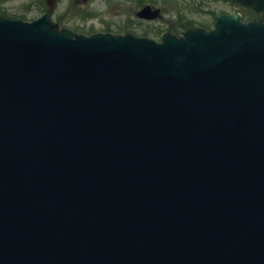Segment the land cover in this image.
Here are the masks:
<instances>
[{"label":"water","instance_id":"water-1","mask_svg":"<svg viewBox=\"0 0 264 264\" xmlns=\"http://www.w3.org/2000/svg\"><path fill=\"white\" fill-rule=\"evenodd\" d=\"M258 19L161 42L0 14V264H264Z\"/></svg>","mask_w":264,"mask_h":264},{"label":"flooded vegetation","instance_id":"flooded-vegetation-1","mask_svg":"<svg viewBox=\"0 0 264 264\" xmlns=\"http://www.w3.org/2000/svg\"><path fill=\"white\" fill-rule=\"evenodd\" d=\"M99 1L101 4H97V0H76L73 14L65 9L58 18L54 15L55 20L62 23L74 21V24L69 27L88 34L112 29L121 30L124 33L132 32L157 40L164 32L181 35L187 29L196 26H209L215 18V16L210 18V0ZM215 2L230 3L225 0H214ZM112 4L121 6V9H113ZM145 5L158 8L161 14L150 20L139 18L137 13Z\"/></svg>","mask_w":264,"mask_h":264},{"label":"rangeland","instance_id":"rangeland-1","mask_svg":"<svg viewBox=\"0 0 264 264\" xmlns=\"http://www.w3.org/2000/svg\"><path fill=\"white\" fill-rule=\"evenodd\" d=\"M37 1L38 0H0V12L2 11L1 13L9 17H21L24 19L35 18L43 13L42 10L33 8L35 7V4L39 3ZM70 1L72 3L75 2V0H59V3L57 4L55 12H54L57 18L63 13V9L68 10L70 8ZM97 1H98L97 4H101L99 0ZM219 5L220 4L214 3L212 4V8L218 9L217 6ZM116 7L117 5L114 6L113 9H115ZM118 20H121V19H118ZM65 23L67 25H72L74 24V21L73 22L66 21Z\"/></svg>","mask_w":264,"mask_h":264},{"label":"trees","instance_id":"trees-1","mask_svg":"<svg viewBox=\"0 0 264 264\" xmlns=\"http://www.w3.org/2000/svg\"><path fill=\"white\" fill-rule=\"evenodd\" d=\"M246 13V12H245Z\"/></svg>","mask_w":264,"mask_h":264}]
</instances>
